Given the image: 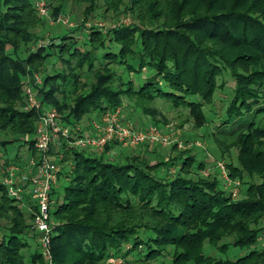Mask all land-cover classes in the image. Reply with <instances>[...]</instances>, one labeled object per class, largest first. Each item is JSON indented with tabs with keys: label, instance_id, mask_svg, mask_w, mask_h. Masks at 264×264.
<instances>
[{
	"label": "trees",
	"instance_id": "16d2710c",
	"mask_svg": "<svg viewBox=\"0 0 264 264\" xmlns=\"http://www.w3.org/2000/svg\"><path fill=\"white\" fill-rule=\"evenodd\" d=\"M30 1L0 3V177L10 165L23 167L22 147L28 156L36 154L33 137L42 111L28 109L24 96L34 74L41 77L34 86L41 106L56 109L64 124H89L123 109L128 98L154 118L156 111L145 103L163 99L188 107L201 127L208 123L204 105L222 90L216 80L228 67L234 90L216 115L212 136L220 157L214 168L222 161L245 190L233 199L218 187L219 170L211 178L192 175L206 161L190 149L177 150L175 143L174 156L155 162L144 157L146 145L116 153L117 145L108 144L100 154L85 155L63 143L61 163L68 162L69 170L59 174L67 178L62 193L57 188L51 193L57 225L50 259L41 254L32 214L0 185V223H6L0 264H105L111 256L131 264L128 255L136 249H147L148 261L164 256L167 247H173L171 264H264V247H258L264 232V0H126L125 5L124 0H47L55 19L64 17L68 4L83 9L82 21L68 26L60 44L49 39L47 46L38 34L43 18ZM122 6L134 16L132 24L87 27L97 10L117 15ZM55 47L70 59L63 71L41 75ZM234 51L240 52L232 56ZM248 60L259 68L236 69ZM247 114L246 129L236 130L234 123ZM14 145L16 153L8 158ZM231 148L235 160L225 161ZM205 243L221 251L230 244L248 251L215 260L203 254Z\"/></svg>",
	"mask_w": 264,
	"mask_h": 264
},
{
	"label": "built area",
	"instance_id": "2783aa9c",
	"mask_svg": "<svg viewBox=\"0 0 264 264\" xmlns=\"http://www.w3.org/2000/svg\"><path fill=\"white\" fill-rule=\"evenodd\" d=\"M34 8L40 17L48 15L46 0H34ZM128 22V20H123ZM58 22H64L62 18ZM120 24V23H119ZM118 24V25H119ZM103 28L102 21L87 23V27ZM41 77L34 74L24 87V96L28 109H40L38 120L35 123L34 150L35 155L27 156L23 167L18 164L8 166L0 177V185L5 188L7 196L13 198L32 214V228L38 234L41 254L50 259V235L57 223L52 219L51 193L58 185L59 174L62 171L61 160L63 152L59 148L63 143L88 152L102 153L108 144L121 147L135 148L141 145H168L170 138L163 135L155 126L136 127L124 120L122 109L116 108L103 113L99 118L91 119L89 124H64L60 113L54 108H43L35 94L34 86L40 84ZM179 148L181 143L175 142ZM54 156L55 160H51ZM21 164V163H20ZM215 167L233 199L239 195V182L231 179L222 161L216 162ZM209 176V171L202 172ZM29 203H25V200ZM260 241L264 244V234ZM120 257L111 256L105 264H122Z\"/></svg>",
	"mask_w": 264,
	"mask_h": 264
},
{
	"label": "rangeland",
	"instance_id": "374dc122",
	"mask_svg": "<svg viewBox=\"0 0 264 264\" xmlns=\"http://www.w3.org/2000/svg\"><path fill=\"white\" fill-rule=\"evenodd\" d=\"M2 0H0L1 3ZM47 1V0H46ZM124 5L126 3V0H124ZM32 4L34 5L35 1L31 0ZM229 0H224V3H228ZM201 6V5H199ZM51 9L48 6V15L45 17H42V25L43 28H40L39 30V37L41 42H43L46 46L49 42V39H53V42L55 44H60L61 37L65 35L69 30L73 27L79 24L83 19V9L82 6L68 4L64 17L62 19L65 23L68 25H65L64 23L58 22V19L61 18L59 16L58 18H53L50 13ZM170 18V17H168ZM91 19V22H98L102 21L106 23V25H129L132 24L135 20L134 16L128 12L124 8V6L121 7L120 12H118L117 15H114L113 13H104L102 12V9L97 10L93 16L89 18ZM128 20V22L123 20ZM64 24V25H63ZM40 43V42H39ZM42 43V44H43ZM48 50V49H47ZM242 51V50H240ZM240 51H234L232 52V56L238 54ZM52 54L46 59L44 63V72L41 75H45L46 73H55V72H61L63 71V68L66 67V60L70 59V56L68 54L62 55V58L60 57V54L58 52V47H55L52 51ZM243 52V51H242ZM222 64V63H221ZM223 65V64H222ZM236 69L240 72H250L254 68H259L258 64L251 63L247 61L239 62L236 64ZM85 71V70H84ZM83 72V71H82ZM83 76H86L84 74ZM88 76H91V74H88ZM133 78H135L134 75H130ZM217 84L223 86L222 90L218 89L214 96V102L212 104H205L204 105V111L207 116V124L201 127H197L194 123V119L189 114V108L185 106H174L170 102H166L163 99H156L153 102L145 103L144 107L154 109L156 111V116L148 115L146 114L140 106H136V103L133 101H130L128 98H124L123 100V117L124 120L128 123H131L132 125L136 127H148L150 125L155 126L163 135L168 136L170 138V144L168 145H150L148 146L144 151V157L148 159V161L155 162L156 160L167 158L168 156H174L175 152H173L172 147L175 142L181 143L183 148H179L177 146V150H191L193 153H196L199 160H205L206 161V167L202 169L200 172H197L195 170L192 171V175L197 176L198 173L202 174L204 171H209V173H213V175H216L217 168H214V160H217V158L220 157V151L215 145V140L213 139L212 133L216 131L215 125L217 124L218 117L216 115H220L222 113V107L224 108L225 104L227 103V98L232 94L233 86H234V79L231 76L230 68L226 67L223 72L217 77ZM264 117V116H261ZM243 122H237L234 123L233 127L237 130L239 128L246 129L248 124L251 121V116L249 114L242 119ZM241 120V121H242ZM261 124H264V118L261 119ZM145 126V127H144ZM2 136V135H1ZM145 146V145H144ZM143 145L132 148L134 152H138V150H142ZM14 148L11 149L9 153V157L11 158L16 153V145L13 146ZM116 153H125L128 151L127 147H121L115 148ZM2 151L0 150V153ZM4 153V152H3ZM19 156L23 160V158H26L29 153L25 152V148H21L18 152ZM85 155H89L88 151L84 153ZM237 151L235 148H231L228 156L225 157V161L227 160H235ZM7 155V153H6ZM118 155V154H117ZM113 156V155H112ZM119 156V155H118ZM51 160H55L54 156H50ZM62 170L64 172L69 170V164L68 162L61 163ZM218 172V171H217ZM212 175V174H211ZM204 176V177H210ZM219 178V188H224L229 191L228 186L222 185V178L219 174H217ZM239 182L240 188H239V195L236 199L239 197H242L245 186H243L239 180H236ZM67 183V178L65 177V174L63 173L62 176H59L58 185H57V192L62 193L63 186ZM262 224H264V220H262ZM6 226L5 221H2L0 223V234L4 232L2 231V228ZM264 234V232H262ZM260 234V237L262 236ZM143 233L141 232V236ZM226 241V240H225ZM132 246V245H131ZM264 247V244L260 241L258 244V247ZM34 246L32 245V249ZM203 254H206L207 256L212 257L215 260L219 259H236L243 254H245L248 249L247 248H239L235 247L233 245H229L227 250L221 251L218 248H215L214 246H210L208 243L204 244L203 247ZM148 253L147 249L142 250L139 253V250L136 249L133 252H131L128 255V260H130L131 264H157L160 262H163L164 264H171L172 262V253H173V247H167V251H164L162 255L164 256H158L154 257L152 256L150 260L146 261V254ZM27 260V258H26Z\"/></svg>",
	"mask_w": 264,
	"mask_h": 264
},
{
	"label": "crops",
	"instance_id": "0c3cea01",
	"mask_svg": "<svg viewBox=\"0 0 264 264\" xmlns=\"http://www.w3.org/2000/svg\"><path fill=\"white\" fill-rule=\"evenodd\" d=\"M142 127H143V125H142ZM145 127V126H144ZM117 147H119L118 145H117ZM128 148V147H127ZM113 151H110L109 153H112Z\"/></svg>",
	"mask_w": 264,
	"mask_h": 264
}]
</instances>
